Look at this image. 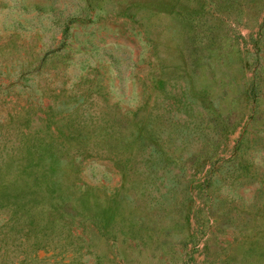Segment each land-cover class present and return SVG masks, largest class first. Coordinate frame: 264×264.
<instances>
[{
    "label": "rangeland",
    "instance_id": "rangeland-1",
    "mask_svg": "<svg viewBox=\"0 0 264 264\" xmlns=\"http://www.w3.org/2000/svg\"><path fill=\"white\" fill-rule=\"evenodd\" d=\"M0 264H264V0H0Z\"/></svg>",
    "mask_w": 264,
    "mask_h": 264
}]
</instances>
